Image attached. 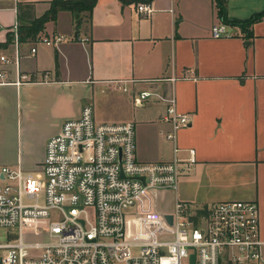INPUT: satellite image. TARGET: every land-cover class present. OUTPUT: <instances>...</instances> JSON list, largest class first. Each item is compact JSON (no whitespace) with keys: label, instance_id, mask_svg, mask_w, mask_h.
<instances>
[{"label":"crops","instance_id":"1","mask_svg":"<svg viewBox=\"0 0 264 264\" xmlns=\"http://www.w3.org/2000/svg\"><path fill=\"white\" fill-rule=\"evenodd\" d=\"M49 2L0 0V44L13 36L18 3H33L40 16ZM136 4L96 0L90 15L78 14L75 32V13L59 11L56 18L63 14L68 26L52 30L51 21L46 23L42 37L63 39L55 51L44 52L45 62L43 51L32 55L24 48L30 43H21L18 68L11 64L0 81V171H41L46 141L65 120L77 118L84 104L102 100L115 106L122 92L127 101L141 90L173 94L177 110L191 117L177 132L176 155L187 160L193 149L194 162L176 190L151 193V209L169 213L176 201L193 208L256 201L264 241V16L251 35L228 25L231 36L213 38L210 27L222 22L214 0H152L149 15ZM225 7L228 20L241 21L264 12V0H225ZM13 49L12 43L0 46V53L12 56ZM153 101L159 104L155 115L137 132L133 117L96 119L134 122L136 157L143 162L174 156V144L165 137L170 125L162 120L165 103ZM258 264H264V246Z\"/></svg>","mask_w":264,"mask_h":264},{"label":"built area","instance_id":"2","mask_svg":"<svg viewBox=\"0 0 264 264\" xmlns=\"http://www.w3.org/2000/svg\"><path fill=\"white\" fill-rule=\"evenodd\" d=\"M136 9L152 11L148 2H138ZM227 26L213 24L211 36H231ZM11 30L14 49L12 56L0 53L1 82L21 56L17 22ZM61 39L41 37L30 43V54L40 41L55 45ZM151 97L165 103L162 120L170 125L165 137L174 144L172 159L139 161L134 123H98L92 105L84 104L77 118L65 120L46 141L42 180L1 168L0 264H191L192 254L194 264L260 262L264 241L256 201L196 208L176 201L169 213L151 209V193L176 190L179 176L194 162L193 149L187 160L176 155L177 132L190 124V115L177 110L173 94L141 90L133 104L141 107Z\"/></svg>","mask_w":264,"mask_h":264},{"label":"trees","instance_id":"3","mask_svg":"<svg viewBox=\"0 0 264 264\" xmlns=\"http://www.w3.org/2000/svg\"><path fill=\"white\" fill-rule=\"evenodd\" d=\"M120 3H138L148 2L152 0H119ZM217 14L220 20L226 25L238 27L241 32L251 35V26L262 19L264 12L251 15L249 18L241 21H230L227 19L225 0H214ZM96 0H50L48 8L40 15H34L33 3H18L17 10V31L20 43H33L45 34V25L47 22H54L59 11H70L75 14L85 12L91 14ZM13 41V37L8 36L5 43L0 46H7ZM55 62L57 64V53L55 52ZM201 213V210H197Z\"/></svg>","mask_w":264,"mask_h":264},{"label":"rangeland","instance_id":"4","mask_svg":"<svg viewBox=\"0 0 264 264\" xmlns=\"http://www.w3.org/2000/svg\"><path fill=\"white\" fill-rule=\"evenodd\" d=\"M59 15L60 16L56 18V21L50 23V27L52 28V30L53 29L55 30L57 28V24L59 26H62L63 28L64 27L66 28L68 26V23L66 21L67 20L66 16L63 17V14H59ZM79 23H80V18L78 17V14H74L72 17V27H71V30L73 32L78 30ZM69 37H71V35L64 36L65 39H68ZM46 38L51 39L49 35ZM31 46L32 44H26L24 48L26 50H29ZM35 46L37 47V49H40L41 51H43V53L48 49L49 51L54 50L53 44L46 45L45 43L41 41L35 44ZM43 56H44L43 62H45L46 53H44ZM122 93H123V97L118 96L119 97L118 99L120 100V102H116L115 106H114V102H108V101H102V100H100V102H94L92 106L94 119L96 121V119L103 118L104 116H106V117H112L111 120L115 122L117 119H120V118H124L127 120L129 119L128 117H133V120L135 121V129L137 132L139 128L143 127L142 125H144L143 123H145V121L150 120L151 117L155 115V111L157 109V106H159V104L155 103L153 101V98L151 97L147 99V101L145 102L143 106L136 107L134 106L132 102L133 98L132 100L127 101L125 98L127 95V92H122ZM141 118H146V119L141 120ZM32 175L40 178L41 180L43 179V175L41 171L36 170L33 172Z\"/></svg>","mask_w":264,"mask_h":264},{"label":"water","instance_id":"5","mask_svg":"<svg viewBox=\"0 0 264 264\" xmlns=\"http://www.w3.org/2000/svg\"><path fill=\"white\" fill-rule=\"evenodd\" d=\"M121 176H122V174H121ZM166 218L168 219L169 223H171V221H172L171 215H166ZM190 261H191V264H194V255L193 254L190 257Z\"/></svg>","mask_w":264,"mask_h":264}]
</instances>
